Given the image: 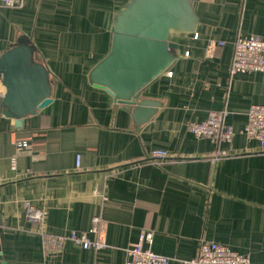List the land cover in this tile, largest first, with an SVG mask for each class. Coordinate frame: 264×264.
Returning <instances> with one entry per match:
<instances>
[{
  "label": "crops",
  "instance_id": "crops-1",
  "mask_svg": "<svg viewBox=\"0 0 264 264\" xmlns=\"http://www.w3.org/2000/svg\"><path fill=\"white\" fill-rule=\"evenodd\" d=\"M130 1L0 7V52L28 37L53 87V102L21 128L0 112V264L122 263L144 231L154 233L153 251L170 264L196 258L203 241L264 264V149L243 133L250 106L264 105V72L230 75L237 36L264 39V0H190L198 26L172 33L177 59L144 90L158 106L144 125L88 79ZM2 88L0 82V96ZM222 110L234 129L231 142L191 132L190 124ZM18 139L30 148L18 151ZM157 149L170 158L154 163ZM27 202L44 213L43 224L27 218ZM96 216L104 249L67 241L60 252L44 254L42 233L73 230L94 239Z\"/></svg>",
  "mask_w": 264,
  "mask_h": 264
},
{
  "label": "water",
  "instance_id": "water-1",
  "mask_svg": "<svg viewBox=\"0 0 264 264\" xmlns=\"http://www.w3.org/2000/svg\"><path fill=\"white\" fill-rule=\"evenodd\" d=\"M198 26L190 0H131L112 26L108 54L90 71L89 82L115 103L129 106L138 125L149 122L157 105L144 90L177 59L173 32L193 33ZM37 47L22 36L0 52V112L21 128L27 117L53 102L47 66L36 60Z\"/></svg>",
  "mask_w": 264,
  "mask_h": 264
},
{
  "label": "built area",
  "instance_id": "built-area-1",
  "mask_svg": "<svg viewBox=\"0 0 264 264\" xmlns=\"http://www.w3.org/2000/svg\"><path fill=\"white\" fill-rule=\"evenodd\" d=\"M26 0H0V7L23 8ZM264 72V39L256 34L248 36L238 35L234 44V56L230 67V75L238 73ZM171 73H169L170 75ZM227 111H212L207 120L200 124H190L189 128L198 137H208L220 142H231L234 136L232 126L225 124ZM247 124L243 133L249 140H257L264 149V105H251L247 112ZM18 151L29 149L28 139H18L15 142ZM169 154L164 150H153L151 159L156 164L169 159ZM80 164V156H77V167ZM17 155L11 158V168L16 169ZM102 201H107L105 195H101ZM102 202V203H103ZM27 218L37 225L43 224L44 213L29 202L26 203ZM93 227L90 233L96 235L92 239L87 233H79L71 230L61 235H48L43 238V252L45 255L60 252L67 241H72L86 250L98 252L106 247L99 238L100 216L93 219ZM2 229L0 227V237ZM154 233L144 231L139 240L127 250V259L122 263L114 264H170V259L153 251ZM181 264H251V259L246 254L233 251L229 247L217 242H205L200 244L198 256L193 259L183 260Z\"/></svg>",
  "mask_w": 264,
  "mask_h": 264
},
{
  "label": "bare ground",
  "instance_id": "bare-ground-1",
  "mask_svg": "<svg viewBox=\"0 0 264 264\" xmlns=\"http://www.w3.org/2000/svg\"><path fill=\"white\" fill-rule=\"evenodd\" d=\"M3 88H4V87H3ZM3 88H2V89H3Z\"/></svg>",
  "mask_w": 264,
  "mask_h": 264
}]
</instances>
